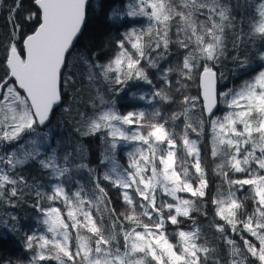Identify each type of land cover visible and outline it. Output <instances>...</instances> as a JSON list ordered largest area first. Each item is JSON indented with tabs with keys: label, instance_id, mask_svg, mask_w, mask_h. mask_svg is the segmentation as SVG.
<instances>
[{
	"label": "snow or ice",
	"instance_id": "obj_1",
	"mask_svg": "<svg viewBox=\"0 0 264 264\" xmlns=\"http://www.w3.org/2000/svg\"><path fill=\"white\" fill-rule=\"evenodd\" d=\"M9 243L0 264H264V0H0Z\"/></svg>",
	"mask_w": 264,
	"mask_h": 264
},
{
	"label": "trees",
	"instance_id": "obj_2",
	"mask_svg": "<svg viewBox=\"0 0 264 264\" xmlns=\"http://www.w3.org/2000/svg\"><path fill=\"white\" fill-rule=\"evenodd\" d=\"M107 35H108V31L106 30L104 26L103 20L102 19L98 20L95 17H90L87 27L83 35L80 37V44L78 45V47L83 48V47H90L92 45H99L106 39ZM229 67H231V65H229ZM242 78L243 77H241V79ZM192 92L193 94H195L196 89L193 88ZM91 95L92 93L90 90L88 89L84 90V92L82 93V100L78 101V103H80L81 110L84 109V104H86L89 101ZM56 113H57L56 117L53 118L54 122L57 118H59L61 109L59 108L56 109ZM65 123L67 124V128L70 130L72 125L68 124L67 118H65ZM64 134L67 135L68 134L67 131H65ZM73 135L75 136L77 134L73 133ZM86 144L90 148L93 154L92 156L93 160H95L96 155H98L99 153V142L98 141L93 142L91 138H88L86 139ZM33 170L34 169L26 170V173H29L28 175L29 179H31L32 176H34V174L32 173ZM112 195H113V198L115 199L116 193L113 192ZM19 214L21 215V217H26V219H24V224L26 227L27 225L32 223V219H31L32 210L31 209L25 208L23 211H19ZM0 255L4 256L5 258L9 257L10 255H14V246L11 243L6 244L3 247V249H0Z\"/></svg>",
	"mask_w": 264,
	"mask_h": 264
},
{
	"label": "rangeland",
	"instance_id": "obj_3",
	"mask_svg": "<svg viewBox=\"0 0 264 264\" xmlns=\"http://www.w3.org/2000/svg\"><path fill=\"white\" fill-rule=\"evenodd\" d=\"M242 79H243V78H242ZM236 83H237V84L239 83V79L236 80ZM229 86H231V85H229ZM32 173L34 174V176L37 175L35 169L32 171ZM26 175H29V173H26ZM30 177H31V176H30Z\"/></svg>",
	"mask_w": 264,
	"mask_h": 264
}]
</instances>
